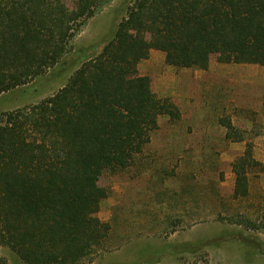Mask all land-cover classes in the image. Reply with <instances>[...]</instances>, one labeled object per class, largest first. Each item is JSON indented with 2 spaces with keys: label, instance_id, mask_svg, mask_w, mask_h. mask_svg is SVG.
Listing matches in <instances>:
<instances>
[{
  "label": "trees",
  "instance_id": "trees-1",
  "mask_svg": "<svg viewBox=\"0 0 264 264\" xmlns=\"http://www.w3.org/2000/svg\"><path fill=\"white\" fill-rule=\"evenodd\" d=\"M110 0H0V93L57 65L71 39ZM163 50L177 66L206 69L211 57L264 65V0H135L102 50L51 96L6 112L0 124V246L24 264H83L103 247L96 177L131 166L158 128L181 110L154 94L133 67ZM264 105V97H263ZM225 136L245 140L228 118ZM264 160L232 162L233 199L249 194V172ZM264 231V207L217 212ZM259 248V246L257 245ZM0 264H8L0 253Z\"/></svg>",
  "mask_w": 264,
  "mask_h": 264
},
{
  "label": "rangeland",
  "instance_id": "rangeland-1",
  "mask_svg": "<svg viewBox=\"0 0 264 264\" xmlns=\"http://www.w3.org/2000/svg\"><path fill=\"white\" fill-rule=\"evenodd\" d=\"M135 0H110L71 39L60 62L25 84L0 93L6 112L36 104L63 87L113 37ZM71 5V0H67ZM154 94L170 97L181 116L161 114L134 163L96 177L97 215L111 224L103 247L83 264H264V231L222 219L217 212L264 207V171L249 172V194L233 199L232 162L252 142L264 160V65L211 57L206 69L177 66L160 49L133 67ZM230 119L245 140L225 136ZM259 246V248L257 247ZM8 264H24L7 246Z\"/></svg>",
  "mask_w": 264,
  "mask_h": 264
}]
</instances>
